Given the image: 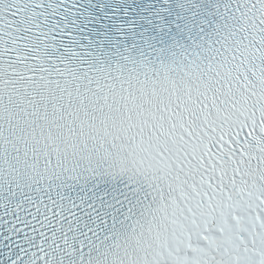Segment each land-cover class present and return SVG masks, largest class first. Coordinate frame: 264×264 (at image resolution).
<instances>
[{"label":"snow or ice","instance_id":"6c2138e0","mask_svg":"<svg viewBox=\"0 0 264 264\" xmlns=\"http://www.w3.org/2000/svg\"><path fill=\"white\" fill-rule=\"evenodd\" d=\"M0 264H264V0H0Z\"/></svg>","mask_w":264,"mask_h":264}]
</instances>
